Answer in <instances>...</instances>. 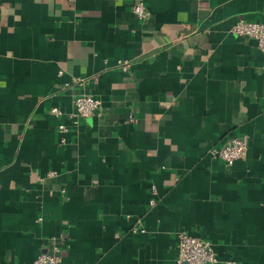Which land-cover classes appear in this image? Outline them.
I'll return each mask as SVG.
<instances>
[{
  "label": "crops",
  "instance_id": "obj_1",
  "mask_svg": "<svg viewBox=\"0 0 264 264\" xmlns=\"http://www.w3.org/2000/svg\"><path fill=\"white\" fill-rule=\"evenodd\" d=\"M135 1L0 0V264H176L181 228L264 264V52L231 32L264 0ZM81 92L101 110L72 125Z\"/></svg>",
  "mask_w": 264,
  "mask_h": 264
},
{
  "label": "built area",
  "instance_id": "obj_2",
  "mask_svg": "<svg viewBox=\"0 0 264 264\" xmlns=\"http://www.w3.org/2000/svg\"><path fill=\"white\" fill-rule=\"evenodd\" d=\"M205 1V0H198ZM133 12L139 18L147 16V8L143 0H136L133 3ZM231 32L236 36L251 37L257 41L259 49L264 52V21H249L240 18L232 26ZM119 66L125 71H128L131 63L128 59L119 60ZM62 74V71H59ZM80 77L75 79V82L81 81ZM72 112L69 117L72 120V125L78 124L80 119H86L98 114L101 110V100L93 94L81 92L74 96L72 101ZM51 113L56 117L64 115V111L59 106H53ZM60 133L66 134L69 132L70 127L67 124L61 123L58 126ZM62 142L66 141L64 135L61 139ZM249 138L247 135L228 137L219 146H213L209 149V153L217 159H220L226 167L234 165L235 161L245 158L248 154ZM50 176L56 175V171H49ZM154 195V196H153ZM155 187H152V197L149 200L151 206L157 202ZM134 233L143 232L144 228L135 226L132 229ZM178 254L176 264H237L233 258H228L222 261L213 244L210 240L194 236L185 229H178L176 232ZM61 255L58 248L55 253H40L33 264H60Z\"/></svg>",
  "mask_w": 264,
  "mask_h": 264
}]
</instances>
